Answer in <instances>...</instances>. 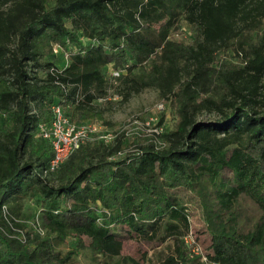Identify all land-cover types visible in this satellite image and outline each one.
<instances>
[{
	"label": "trees",
	"instance_id": "16d2710c",
	"mask_svg": "<svg viewBox=\"0 0 264 264\" xmlns=\"http://www.w3.org/2000/svg\"><path fill=\"white\" fill-rule=\"evenodd\" d=\"M146 88L174 127L51 166L53 104L103 120L99 100ZM188 202L208 263L264 264V0H0V264H146L123 252L128 230L186 264Z\"/></svg>",
	"mask_w": 264,
	"mask_h": 264
},
{
	"label": "rangeland",
	"instance_id": "374dc122",
	"mask_svg": "<svg viewBox=\"0 0 264 264\" xmlns=\"http://www.w3.org/2000/svg\"><path fill=\"white\" fill-rule=\"evenodd\" d=\"M174 36L188 41L191 38L188 29L183 33L178 31ZM98 103L100 107L105 109V119H95L88 122L95 123L101 130L120 129L127 126L132 131L142 130V137H157L156 134L162 129L172 128L176 123L175 108L171 102L163 99L155 88H146L127 101H123L121 95L113 93L108 96V99H101ZM162 116L164 118L163 124L158 125ZM106 120L111 121V123ZM158 127L159 129L162 127V129L156 131L155 129ZM139 133L135 132L128 136L130 143L132 137ZM188 203L190 206V230L186 241L189 245L190 254L194 256L186 264H209L206 261V254L211 249V234L208 232L207 224L198 207L193 202ZM123 233L125 236L123 252L132 253L142 258L146 264H158L159 256L166 253L168 245L172 243L171 239L159 244L156 240H144L130 230ZM85 241L88 243L89 239L85 238ZM91 261V252L85 251L75 256L69 264H90Z\"/></svg>",
	"mask_w": 264,
	"mask_h": 264
},
{
	"label": "built area",
	"instance_id": "2783aa9c",
	"mask_svg": "<svg viewBox=\"0 0 264 264\" xmlns=\"http://www.w3.org/2000/svg\"><path fill=\"white\" fill-rule=\"evenodd\" d=\"M51 109L53 117L51 121L40 124V133L51 141L54 151L53 157L50 160L52 167L58 166L76 147L85 141L96 139L112 142L120 134L129 136L135 132L141 133L142 131H132L127 126H123L120 129L101 130L95 123H78L71 120L59 104H53ZM160 129L158 127L155 130L159 131Z\"/></svg>",
	"mask_w": 264,
	"mask_h": 264
}]
</instances>
